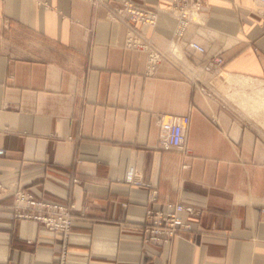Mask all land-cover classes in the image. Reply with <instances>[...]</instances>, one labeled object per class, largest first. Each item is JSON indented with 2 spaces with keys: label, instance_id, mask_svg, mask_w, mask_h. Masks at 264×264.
Here are the masks:
<instances>
[{
  "label": "crops",
  "instance_id": "1",
  "mask_svg": "<svg viewBox=\"0 0 264 264\" xmlns=\"http://www.w3.org/2000/svg\"><path fill=\"white\" fill-rule=\"evenodd\" d=\"M123 1L0 0V264H60L64 245L63 264H264V5L203 0L182 38L167 10L134 23L162 54L148 73ZM161 114L189 116L184 148L161 146ZM130 169L154 207L200 211L188 230L143 239L151 187ZM18 189L69 207L67 242L14 215Z\"/></svg>",
  "mask_w": 264,
  "mask_h": 264
},
{
  "label": "built area",
  "instance_id": "2",
  "mask_svg": "<svg viewBox=\"0 0 264 264\" xmlns=\"http://www.w3.org/2000/svg\"><path fill=\"white\" fill-rule=\"evenodd\" d=\"M264 5V0H255ZM203 0H169L165 7L150 8L134 3L132 0L123 1L117 13L131 21L126 32L125 45L130 48H141L147 51L146 71L151 73L161 60L162 54L150 45L143 37L141 30L134 24L153 26L156 22L158 12L161 10L170 11L175 15L177 21L174 33L182 38L189 24L195 15L202 8ZM188 47L197 52H204V47L196 42H188ZM223 59L220 56L213 57L208 61V67L221 65ZM160 133L159 142L163 148L178 147L184 148L185 133L189 125L188 115L161 114L159 116ZM2 149H0V154ZM127 178L132 183L150 186L148 205L145 210L144 220L141 224L142 237L145 241L155 244L170 243L179 233L190 228V222L184 218V214L198 216L200 211L191 205L181 202L166 201L162 206L154 207L152 203L157 200L158 191L151 184L133 178V170L127 173ZM15 207L14 215L32 219L40 222L45 228L58 232L62 235L64 243L67 242L71 231L73 216L69 207L65 204L48 201L35 197L30 191L18 189L14 193ZM61 254L60 264L64 263L67 255L64 245Z\"/></svg>",
  "mask_w": 264,
  "mask_h": 264
},
{
  "label": "bare ground",
  "instance_id": "3",
  "mask_svg": "<svg viewBox=\"0 0 264 264\" xmlns=\"http://www.w3.org/2000/svg\"><path fill=\"white\" fill-rule=\"evenodd\" d=\"M180 55V54H179ZM178 56V55H177ZM187 61V60H186ZM221 74V73H220ZM225 74V73H224ZM225 76V75H224ZM223 77V76H222ZM230 79V78H229ZM228 81V80H227ZM233 84V83H232ZM236 85V84H235ZM255 85V84H254ZM257 86V85H256ZM255 86V87H256ZM261 94L264 95V90L261 89Z\"/></svg>",
  "mask_w": 264,
  "mask_h": 264
}]
</instances>
